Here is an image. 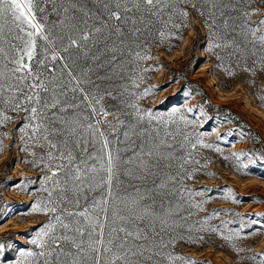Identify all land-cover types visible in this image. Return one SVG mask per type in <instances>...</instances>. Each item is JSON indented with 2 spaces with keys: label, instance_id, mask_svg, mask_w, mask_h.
<instances>
[{
  "label": "rangeland",
  "instance_id": "374dc122",
  "mask_svg": "<svg viewBox=\"0 0 264 264\" xmlns=\"http://www.w3.org/2000/svg\"><path fill=\"white\" fill-rule=\"evenodd\" d=\"M106 2L131 19H110ZM185 11L187 17L181 15ZM34 12L49 40L36 37L31 61L24 55L31 29L25 25L21 31L10 18L0 20V264H44L45 259L49 264L74 259L107 264L116 252H128L133 264H264V2L246 11L242 33L250 42L244 46L219 37L208 0H168L152 11L129 13L111 0H35ZM85 35L88 39H81ZM69 37L77 44L70 46ZM255 42L260 44L252 46ZM137 53L151 59H139ZM21 55L31 74L14 71ZM41 81L47 91L32 87ZM94 108H103L106 115ZM149 111L153 118L146 115ZM89 124L104 136L93 135ZM104 140L108 146L102 150ZM148 149H153L151 157L144 154ZM69 151L75 157L71 164L60 159ZM108 152L121 157L111 195L107 185L96 186L106 179L97 157L106 162ZM141 159L149 164L147 178L127 175L126 169L139 174ZM77 165L85 172L80 193L73 191L81 184L73 180ZM92 166L97 173L89 170ZM177 170L180 178L166 183L164 193L176 188L178 202L157 209L169 197L147 199L142 187ZM134 199L150 206L153 215L114 223L113 211L129 215L125 205ZM101 200L107 219L93 206ZM56 204L55 213L37 211V205ZM64 209L99 216L105 241L114 227L140 229L146 238L129 236L125 248L113 246V253L98 245L99 253L77 254L63 240L45 249L32 244L56 215L65 223L79 219L87 227L83 217H68ZM50 235L78 234L57 224ZM119 237L117 245L124 233ZM28 251L50 255L21 256Z\"/></svg>",
  "mask_w": 264,
  "mask_h": 264
},
{
  "label": "snow or ice",
  "instance_id": "6c2138e0",
  "mask_svg": "<svg viewBox=\"0 0 264 264\" xmlns=\"http://www.w3.org/2000/svg\"><path fill=\"white\" fill-rule=\"evenodd\" d=\"M185 2H188V0H185ZM111 3H113L115 5L116 9L123 8V11L125 13H129V12H132L133 9H135L138 12L139 11H152L153 9H156L158 5H166L168 3V0H111ZM128 3L132 4L131 8H129L127 6ZM142 5L145 7L142 8ZM73 7H75V5H73ZM104 7H105V9H107L109 11V18L110 19L114 18L117 21H124L125 23L128 22L129 19H131L130 17L122 16L121 12L118 10H112L110 8L109 3H107V2L104 4ZM193 7H195L194 4H193ZM34 8H35V0H0V20L7 22L10 18L11 23L14 24L16 26V28L20 29L21 31H25V28H24L25 25L27 26V28L31 29V31H26V35L28 37V40L26 41L25 48H24V55L27 56L29 61L32 60L33 55L35 53L36 37L40 36L42 39H44L46 41L49 40V36L43 34V25L40 24L36 20ZM65 11H67V9H65ZM159 11L160 10H157V12L155 14L158 15ZM181 15H183L184 17H187L188 13L185 11V12H182ZM245 15H248V14L246 13ZM132 23L135 24L136 21L133 20ZM260 23H264V20L260 21ZM3 31H4V24H0V36L3 35ZM95 31L100 32L101 29L96 28ZM115 31L118 35H121V36L124 35V33L122 32V30L120 29L119 26H115ZM134 31H138V29H134ZM161 35H163V33H161ZM17 38L22 39V37H19V36ZM69 39H70V46L77 44V41L75 39H72L71 37H69ZM81 39L87 40L88 36H86V35L82 36ZM260 39L262 42H264V36H262ZM50 42H54V41H50ZM219 46L220 45H215V47H219ZM0 51H3V49H0ZM24 55H21L19 57V59H17L15 61V63L19 67L14 69V71L19 72L23 69H28L29 74H31L30 65L23 63ZM137 57L139 59H151V57H147V56L142 57L139 55V53H137ZM52 59L55 60L56 56L54 55L52 57ZM145 70H147V69H145ZM0 75H2V73H0ZM34 79L39 80V75H36L34 77ZM32 87L38 88V89H43L44 91L48 90L47 86L42 81L39 83L33 84ZM145 94H147V93H145ZM35 98L38 102L39 101V92H37L35 94ZM27 99L29 101H31L33 99V97L28 96ZM97 103H99V101H97ZM17 107H19V106L17 105ZM52 107H55V104H53ZM31 111L33 114H35L37 110H36V108H32ZM97 111H99L100 113H104L103 108H100L99 110H97L95 108L93 109V112H97ZM104 114L106 115V113H104ZM137 115H139V113H137ZM146 115H148L149 118H153L152 113L150 111L147 112ZM5 119H7V117ZM116 123H122V121L117 120ZM88 129L92 131L93 135H95L96 133H99V135L101 137L104 136V133L101 132L99 127H97L95 125L89 124ZM124 135H125V137H127L128 133H125ZM107 146H108V141H106V140L102 141V145H101L102 150L107 148ZM204 146L205 147H212V145H204ZM0 150H2V149H0ZM84 150L86 151V149H84ZM144 154L148 157H151L153 155V149H148ZM49 157L52 158L51 153L49 154ZM60 159H62V160L67 159L68 163L71 164L72 161L75 159V157L72 155L71 151H69L66 157L63 154H61ZM97 159H99L101 161L100 169L106 173V179L102 177L101 182L97 183L96 186L99 187V186H102V184L107 185L109 195H111L112 181H113L114 176L118 172V165H119V162L121 160V157L119 156L118 152L116 155H113L112 152H108L106 162H105L104 157H97ZM137 159H140V157H137ZM127 162L131 164V163H133V160L131 158H129ZM58 167L63 168L64 165H59ZM139 167L141 169L139 174H134L131 169H126L125 172L127 175L133 176L135 179H146L147 176L145 175V173L149 172V164L146 161L141 159V163H140ZM89 170L92 173H97V171H98L95 166H92ZM84 177H85V172H83L81 170V168L79 167V165H77L75 167V173L73 175V180L74 181H81V184L74 186V189H73L74 192H76V193L83 192V190H84L83 178ZM48 179H50V177H45V180H48ZM89 187L91 189V185ZM161 187H163V185H161ZM45 191H47V189H45ZM197 194H199V193H197ZM50 195H51V193H50ZM141 199H142V197H141ZM53 203H55V202L49 201V204H53ZM105 203L106 202L104 200H101L99 202L94 201L93 206H94V208H99L100 212L105 213V219H107V209L105 207H103V205ZM75 204L77 206H79V199L75 200ZM58 207H59V205L56 204V206L45 207V208L41 209L39 207V205H37V211L55 213V212H57ZM197 207H199V205H197ZM125 209L129 212V215H127V216L121 215L120 214L121 209H119V208H117L113 211V218H114L113 222L114 223L117 220H119V221L141 220L142 221L145 216L153 215V213L150 209V206H147V205L141 206L140 201L135 200V199L131 201V205L126 204ZM63 211L67 213L68 217H83L84 221L86 222L87 227H81L80 226L81 221L79 219H75L72 222L65 223L64 218L61 215H56L55 216V222L49 223V224L43 226L39 230V234H38L37 238L33 239L31 241L32 244L37 245L41 249H45L46 247L52 248V247L56 246V242L58 240H63V241L69 242L77 250V254H79L80 252H85V251H89V250L93 253H99V252H101V247H98V245L103 246V249H102L103 252L113 253V246H116L121 250H123L125 248V241L127 240V237H129V236L135 235V237L137 239L146 238V236H144L142 234V230H140V229H137L135 232H131L125 227H119V228L114 227L111 229V234H110L108 240L105 241V240L101 239V237H103V235H104V232H103V225L100 224V221H99V216L90 215L89 212L87 211V209H85L84 211H81V212H71L68 209H64ZM162 222L167 223L166 220H164ZM57 224H59L61 228L68 230V231L75 232L78 235H75V236H69V235L51 236L50 234L55 231ZM73 224H75V227H73ZM88 228H91L92 231H88L87 230ZM97 228L100 229L99 232H96ZM212 231H216V229H212ZM121 232L124 233V238L117 245L116 241L120 240L119 233H121ZM94 234H95V238H94ZM85 235H87L86 241L84 239ZM44 237H49V239L52 241V243L48 244V241H46L44 239ZM85 243L87 244V248L84 247ZM2 249H3V245L0 244V250H2ZM129 251H131V249H129ZM135 254L136 253H133V255H135ZM48 255H50V253L46 252V251H41L39 253L32 252V251L21 253L22 257H33V258H35V257H46ZM68 255H71V253H68ZM127 257H128V252L113 253L111 259L108 260L107 264H116L117 260H123L124 264H133V262L129 261ZM180 259H183V257H180ZM17 264H23V261L17 262ZM44 264H49V261L47 259H45ZM71 264H80V262L78 260L74 259L71 262ZM187 264H195V262L194 261H188Z\"/></svg>",
  "mask_w": 264,
  "mask_h": 264
},
{
  "label": "trees",
  "instance_id": "16d2710c",
  "mask_svg": "<svg viewBox=\"0 0 264 264\" xmlns=\"http://www.w3.org/2000/svg\"><path fill=\"white\" fill-rule=\"evenodd\" d=\"M211 21L212 24L217 28L219 37L224 36L228 41L234 43L235 45L244 46L247 42H250L249 37L242 33L244 29V23L248 18L245 15L250 8L257 5H262L264 0H208ZM249 14V13H247ZM246 39V40H245ZM259 42H255L252 46L259 45ZM178 169V168H177ZM181 170H177L171 174H165L159 178L154 179L150 184L142 187L144 197L150 199L154 197L153 195L162 194L169 197L168 200H162L164 202L157 203V209L162 206H167L172 200L178 202V194L176 188L170 187L173 190L172 194L164 193L168 188L165 189V185L171 182L174 178H180ZM163 185V187H161ZM170 186H172L170 184ZM174 196V197H172ZM172 197V198H171ZM153 204V203H152ZM156 204V203H154ZM157 214H162L158 212Z\"/></svg>",
  "mask_w": 264,
  "mask_h": 264
}]
</instances>
